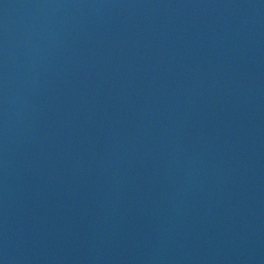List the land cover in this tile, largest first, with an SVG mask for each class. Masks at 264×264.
Listing matches in <instances>:
<instances>
[{
	"label": "water",
	"instance_id": "1",
	"mask_svg": "<svg viewBox=\"0 0 264 264\" xmlns=\"http://www.w3.org/2000/svg\"><path fill=\"white\" fill-rule=\"evenodd\" d=\"M0 264H264V0H0Z\"/></svg>",
	"mask_w": 264,
	"mask_h": 264
}]
</instances>
